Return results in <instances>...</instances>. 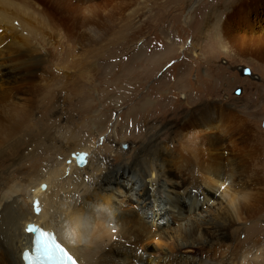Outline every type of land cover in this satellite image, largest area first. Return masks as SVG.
<instances>
[{
    "label": "bare ground",
    "instance_id": "obj_1",
    "mask_svg": "<svg viewBox=\"0 0 264 264\" xmlns=\"http://www.w3.org/2000/svg\"><path fill=\"white\" fill-rule=\"evenodd\" d=\"M34 1L43 5L41 11L31 9L32 4L27 0H0V264H25L24 254L26 251L30 254L34 244L35 231H27L30 225L56 234L80 264H227L217 260V256L222 254L216 246L228 240L231 244L230 231L240 232L255 214L250 213L254 205L250 202L254 199L253 187L259 182H255L254 178L252 181L248 179L245 170L261 168L258 174L264 173L263 165L258 162L264 157L260 136L255 143H251L252 135H249L250 138L241 131L250 133L248 120L236 113H240L241 109L220 102V105L202 103V107L194 106L186 111L192 124L198 126L197 122H200L205 127L197 130L185 120L190 129L181 128L185 130L188 142L192 143L187 147L189 153L192 148L196 152L202 149L199 142L201 131L205 132L206 143L210 147L219 144L215 133L222 131L221 143L226 145L221 160L213 158L215 162L208 157L212 148L203 145L209 149L202 156L204 163L198 166L200 172L191 173L189 180H185L186 175L183 179L181 173L180 179L172 180L164 165L152 166L154 154L148 157L149 167L142 168L138 164V159L142 157L136 153L123 163L110 164L103 158L92 163L93 156L88 150L87 165H77L71 157L72 152L78 151L74 147L77 140L73 129L68 127L65 133L51 128L36 134L28 128L34 120L37 130L39 126L43 127V120L35 116L44 101L39 98L43 92L40 83L32 81L33 97L30 100L24 96V100L16 88L6 82L19 69L17 64L28 66L34 63L36 68L42 64L41 49L39 46L33 48L31 40L42 35L48 38V34L52 37L57 29L66 30L68 44L65 47L68 49L65 51L67 56H72L68 69L65 65L63 69H58L61 73H68L67 77L73 76L71 71L78 66L71 49L76 46L75 25L86 22L90 27L88 38L85 35L82 37L86 43L104 41L109 33L117 42V38L124 35L128 21L138 18L139 10L132 5H126L128 8L125 9L124 3L118 0H113L117 3L109 9L111 0ZM152 1L138 0L136 5L141 7V3L144 6ZM238 1L247 4L244 11L232 9L239 6ZM260 1L264 9V0L233 1L224 7L228 9L225 15L220 8L212 6L204 18L203 34L212 29L225 54L235 56L241 51H249L264 58V13L257 4ZM251 5L253 11H250ZM250 12L254 14L248 18ZM241 15L245 17L247 28L254 31L256 26L260 27L256 29L257 34L242 35L232 30V20ZM91 33L92 38L97 35L98 39L90 38ZM53 38L56 42L59 40L58 37ZM49 39L47 41L52 42ZM52 43L55 47L60 45ZM85 51V55L89 56H86L88 63L102 53V50L97 52V44L87 45ZM69 80L70 84L75 83V79ZM71 86L73 88L74 85ZM237 138L239 142L234 140ZM217 157L220 158V155ZM87 167L93 169L90 176H84L83 171ZM177 169L182 168L178 165ZM137 181L141 185L135 191ZM42 183L47 184V189H41ZM225 183L229 185L227 192L221 189ZM238 184L240 188L235 189ZM158 187L164 205L158 202ZM260 194L263 195V192ZM36 200L40 201L42 209L39 214L33 207ZM152 240L156 241L160 256L153 251L155 247L152 250L147 248ZM188 250L194 253L186 252ZM247 253L246 250L242 252V258Z\"/></svg>",
    "mask_w": 264,
    "mask_h": 264
},
{
    "label": "rangeland",
    "instance_id": "obj_2",
    "mask_svg": "<svg viewBox=\"0 0 264 264\" xmlns=\"http://www.w3.org/2000/svg\"><path fill=\"white\" fill-rule=\"evenodd\" d=\"M27 1L32 4L31 9L42 10L43 5L39 1ZM137 1H117L123 2L125 9L128 8L126 5H132L139 10L138 18L134 17V20L128 21L129 24L123 31L124 35L118 37L117 42L114 35L109 33L104 41L100 40L99 43L87 41L86 43L82 37L85 35L88 38L90 27L86 22L75 25L73 29L74 35L77 34L75 36L77 47L73 46L71 49L75 54L73 60H78V63L76 61L75 63L81 66H76V70L72 68L73 76L67 77L68 73L63 72V74L58 69L64 68L63 65L68 69V62H72V56H67L65 51L68 49L65 47L68 44L65 29L57 27L60 30L57 29L56 36L47 35L49 40L55 42L54 44H60L57 47L47 41L46 36L42 37L43 35L37 38L38 40L41 38L39 42L37 39L31 40V44H34L33 48L39 46L41 49L42 64L36 68L34 63L28 66L19 63L17 64L18 72L16 71L15 75L6 82L7 85H13L24 100L25 97L30 100L33 97L32 81L36 80L42 87V96L39 98L41 100L43 98L44 101L42 100V108L36 112L35 116L43 120V127L39 126L40 129L37 130L34 120L28 128L36 134L47 132L51 128L56 131H65V133L68 127L73 129L77 140L74 147L77 150H89L92 153L91 157L93 156L92 163H96L99 158L109 161L110 164L123 163L125 159L132 158L136 153L142 157L141 160L138 159V162L140 161L138 164L144 168L146 165L149 167L148 157L154 154L152 166L164 165L168 170V177L172 180L180 179L179 173L183 175V179L186 175L185 180H189L191 173L195 175L200 172L198 166L204 163L203 157L209 150L203 145L207 144V148L209 145L206 143L208 138L204 136L205 132L201 131L199 142L202 149L196 152V149L192 148L189 153L190 150L187 147L192 143L188 142L185 130L182 128H189L185 120L191 123L192 119L187 116L186 111L194 106L202 107L200 106L202 103L219 104L221 102L234 109H241L240 113H236L248 120L250 133L246 130L241 131L248 137L252 135L251 143H255L260 136L264 151L263 56L249 51H241V54L235 56L225 54L218 40L214 38L212 29L208 31L209 34L205 33L206 36L203 34L206 24L204 18L212 6L220 8L221 13L225 15L228 10L225 9L226 5L236 0H153L151 4L147 3L144 6L141 3V7L136 5ZM117 2L111 0L108 9ZM257 4L258 7L263 6L261 1ZM238 5L232 9L244 11L247 4L238 1ZM253 8L251 5L250 11H253ZM261 9L264 13L263 7ZM252 14L254 13L250 12L248 18L253 17ZM232 23V30L235 29L242 35L257 34L256 29L260 28L256 26L254 31L247 28L244 24L245 17L242 15L234 18ZM45 26L47 27V23ZM92 34H89L90 38ZM53 36L58 37L59 40L56 42ZM96 37L92 39L97 40ZM89 44H97V52L102 50V53L99 56L97 54L88 63L89 56L85 55V50ZM240 65L248 66L253 74L260 75L261 79L244 76L238 69ZM67 79H75V83L70 84V80ZM71 85H74L73 88ZM238 88L241 89L239 95L235 93ZM181 93H184L185 98L181 97ZM184 117L185 119L182 120ZM197 124L198 126L192 124L195 129H205L202 123L197 122ZM221 132L215 133L219 142L216 144L221 148L218 149V145L209 146L212 149L208 157L212 162H215L213 158L220 161L221 155L224 154L226 145L221 143ZM234 140L240 141L238 138ZM217 155H220V158ZM258 162L263 165L264 172V157ZM178 165L182 169L178 170ZM89 169L87 167L86 171H83L84 176L92 175L93 169ZM259 169L261 168L245 170L248 179L252 181L254 178L255 182H259L253 187L254 199L250 202L254 204L250 213L255 214L251 217L253 220L247 221L249 224L246 223L241 227L240 232L230 231V237H228L232 240L231 244L228 240L216 246L220 250V255L222 254L221 257L217 256V260H222L223 263L235 264L236 261V264H264V173L258 174ZM1 170L0 168V172ZM140 185L141 182L137 181L135 191L140 188ZM238 187L240 188L239 184L235 189H239ZM260 192H263V195ZM257 194L259 197L256 198ZM157 197L158 202L164 205L160 191ZM254 219L258 220L254 221ZM155 245L156 241L152 240L147 248L152 250L155 247L153 251L160 256L161 251ZM199 250L197 249V252H200ZM245 250L248 253L243 259L241 254ZM186 252L194 253L193 250ZM173 264L176 263L173 262Z\"/></svg>",
    "mask_w": 264,
    "mask_h": 264
},
{
    "label": "snow or ice",
    "instance_id": "obj_3",
    "mask_svg": "<svg viewBox=\"0 0 264 264\" xmlns=\"http://www.w3.org/2000/svg\"><path fill=\"white\" fill-rule=\"evenodd\" d=\"M82 156L86 155V154H81ZM43 187L45 189H47V185H43ZM229 188V185L227 183L221 185V189L225 192H227ZM34 210L37 214H39L42 209H41V205H40V201L39 200H36L34 202ZM27 231L28 232H41V229L40 228H37V227H34V226H29L27 228ZM113 231H115L113 229ZM46 239H53L54 240V246L56 247V249L59 251L60 255L63 257V260H64V264H78V261L70 254V252L68 251L67 248H65L61 243L57 242L54 235L51 234V233H48L46 231H44L43 233H41Z\"/></svg>",
    "mask_w": 264,
    "mask_h": 264
},
{
    "label": "water",
    "instance_id": "obj_4",
    "mask_svg": "<svg viewBox=\"0 0 264 264\" xmlns=\"http://www.w3.org/2000/svg\"><path fill=\"white\" fill-rule=\"evenodd\" d=\"M238 69L241 70L243 75L251 76V78L256 79V80L261 79L260 75H258V74L254 73V75H252V70L248 66L245 67L243 65H240V66H238ZM235 93L239 95L241 93V89L240 88L236 89ZM181 97L185 98L184 93H181ZM263 127H264V121H263ZM81 154H86V155L82 156ZM88 155H89V152L85 151V150H82V151L78 150L76 152L71 153V157L76 160V163L79 166H85L87 164ZM69 161H70V159H69ZM43 185H47V184L46 183L41 184V189L44 190L45 188L43 187Z\"/></svg>",
    "mask_w": 264,
    "mask_h": 264
}]
</instances>
